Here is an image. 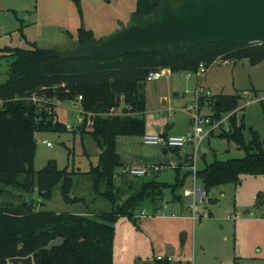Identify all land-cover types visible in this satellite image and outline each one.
I'll use <instances>...</instances> for the list:
<instances>
[{"label":"trees","instance_id":"16d2710c","mask_svg":"<svg viewBox=\"0 0 264 264\" xmlns=\"http://www.w3.org/2000/svg\"><path fill=\"white\" fill-rule=\"evenodd\" d=\"M75 2L78 5V0ZM159 2L135 0L132 19L154 15ZM92 41L96 39L91 29L80 25L76 44ZM65 50L39 47L35 42H30L27 48L0 47V58L10 59L6 78L0 82V192L2 187L10 185L19 198L15 203L9 199L0 201V264H6L9 257L29 254L33 264H113L117 218L134 219L136 208L145 202L155 209L160 208L164 194L172 200H180L184 177L190 173L188 168L180 178L176 171L171 182L157 180L154 176L136 179L128 174V177L122 175L119 181L115 179L117 167L122 165L117 150L118 136L140 137L145 133L143 85L147 73L163 66L172 72L195 73L200 62L209 66L217 57L234 62L246 58L250 64L264 59V42L212 41L177 45L174 49L136 50L112 58L77 57ZM40 94L46 97L56 94L59 100L79 96L84 117L79 131L87 133L99 149L96 162L82 173L89 177L93 195L110 204L108 211L97 214L58 212L37 209L30 202L22 205L32 193L48 199L56 185L65 201L83 200L70 196L73 174L80 171L58 167L54 159H49L38 170L33 167L35 133L67 130L66 124L56 118L53 103L43 101L38 107L32 96ZM209 97L212 122L232 111L239 99L235 93ZM198 102L201 106L202 98ZM119 106L121 113H108L110 108ZM262 109L264 112V101ZM87 112L93 113L89 124L86 123ZM243 119V115L238 117L232 112L228 128L221 129L218 136L233 141L244 154L213 159L196 169L197 180L207 192L216 185L237 182L244 174H264V138L250 127V138L245 140ZM189 155L186 153L185 159H190ZM22 193L26 194L23 200L20 199ZM59 236L62 242L47 250L45 245ZM133 264H170V259L154 257L151 261L140 259Z\"/></svg>","mask_w":264,"mask_h":264},{"label":"rangeland","instance_id":"374dc122","mask_svg":"<svg viewBox=\"0 0 264 264\" xmlns=\"http://www.w3.org/2000/svg\"><path fill=\"white\" fill-rule=\"evenodd\" d=\"M134 5L135 0H78V5L75 0H0V47L27 48L30 42L39 47H71L76 43L80 25L91 29L93 37L99 40L130 22ZM9 60L0 58V82L6 78ZM206 67L202 75L170 71L156 79L145 78L143 85L145 133L149 134L162 133L166 128L168 134L184 133L191 126L192 112L209 118L210 95L235 93L239 96L237 106L223 114L221 122L203 137L201 146L206 150L203 155L201 149L197 151V168L213 159L224 160L244 154L233 141L218 136L221 129L228 128L232 112L238 117L244 116L245 140L250 138V127L264 138V59L250 64L246 58L234 62L217 57ZM34 96L38 107L43 101L53 103L56 118L66 124L67 130L35 133L33 167L38 170L49 159H54L58 167L80 171L73 174L70 196L83 200L65 201L56 185L48 199L32 193L24 202L34 204L37 209L58 212L78 209L97 214L108 211L110 204L93 195L90 179L82 173L96 162L99 149L87 133L79 131L83 123L77 120L81 107L79 103L71 104V101L78 102L79 96L68 100H59L56 94ZM199 98L203 100L201 106ZM190 105H194L193 109ZM120 107L115 111L120 112ZM206 128L204 123L196 124L199 134ZM191 149V145L176 149L144 145L139 136L117 138V150L125 164H139L140 161L160 164L163 168L154 177L167 182L173 181L176 171H179L178 177L184 176L190 164V159H185V152ZM162 150L169 154L162 155ZM122 175L127 176L117 167L116 181ZM151 176L153 174L134 178ZM196 183L199 184L198 180ZM184 186H191L190 173L184 177ZM2 188L0 201H18L16 189L10 185ZM25 195L22 193L20 199L23 200ZM163 197L166 199L169 195ZM197 208L192 218V212L183 201L158 209L145 202L136 208L134 219L118 217L114 224L113 264H133L140 259L151 261L156 255L168 257L170 264H264V174H244L237 182L212 187L207 200L199 202ZM140 210L143 215L139 214ZM199 213L204 215L199 216ZM182 233L185 237L180 242Z\"/></svg>","mask_w":264,"mask_h":264},{"label":"water","instance_id":"95a60500","mask_svg":"<svg viewBox=\"0 0 264 264\" xmlns=\"http://www.w3.org/2000/svg\"><path fill=\"white\" fill-rule=\"evenodd\" d=\"M212 41L264 42V0H160L154 15L136 16L99 40L67 47L65 53L112 58L136 50ZM184 237L182 233L180 242ZM62 240L56 237L45 248L50 250ZM6 264H33L32 255L9 257Z\"/></svg>","mask_w":264,"mask_h":264},{"label":"built area","instance_id":"2783aa9c","mask_svg":"<svg viewBox=\"0 0 264 264\" xmlns=\"http://www.w3.org/2000/svg\"><path fill=\"white\" fill-rule=\"evenodd\" d=\"M206 66L203 62H200L198 64V68L196 70V74H204L206 71ZM170 70L168 67H159L156 69H153L149 71L146 75V80L156 79L162 75L169 74ZM190 72L186 71V74H189ZM32 98L34 100L35 96L33 95ZM194 105H190V108L193 109ZM116 108H110L108 113H121L115 111ZM81 112V111H80ZM93 113L87 112V120L86 123L89 124L91 120V115ZM99 114V113H98ZM191 126L190 128L181 134H168V133H157V134H149L144 133L142 136H140V141L144 145H157L160 147H166V148H180L184 145H191L192 149L189 152L190 155V164L188 165V168L190 170L191 175V186L189 187H183L182 188V194L185 196H189L190 200L188 203V208L192 212V218H194V214L197 213V204L199 202H203L207 200L208 192L206 189L201 185L197 184L196 180V158H197V151L201 149V141L203 137L212 130V128L219 124L221 120L216 122H211L208 117L198 114L197 112L191 113ZM83 114L81 113L77 120L80 122H83ZM204 123L207 125L206 131L203 134H199L196 131V124ZM45 141V140H44ZM46 145H49L48 141H45ZM159 168V165L157 164H130L127 165L123 171L126 172V174L130 176H143L145 174H148L151 170H157ZM140 214H143V211L140 212ZM204 213H199V216H203ZM156 258H164V256L156 255ZM166 257V256H165ZM168 258V257H167Z\"/></svg>","mask_w":264,"mask_h":264},{"label":"crops","instance_id":"0c3cea01","mask_svg":"<svg viewBox=\"0 0 264 264\" xmlns=\"http://www.w3.org/2000/svg\"><path fill=\"white\" fill-rule=\"evenodd\" d=\"M223 61H224V60H223ZM235 62H236V61H235ZM207 68H208V67H207ZM207 68H206V69H207ZM198 83H200V82H198ZM74 103L78 105L79 102H73V101H71V104H74ZM167 129H168V128H167ZM159 147H160V146H159ZM203 148H204L203 152H205L206 148H205L204 146H201V149H203ZM185 153H188V151L185 152ZM161 154L164 155V156H167V154H169V153H168V151L166 152L165 150H162ZM121 159H122V158H121ZM133 163L136 164V162H129V163H126V164H125V163L123 162V159H122V165L119 167V168H120V171H123V169H124L127 165H130V164H133ZM138 163H139V164H140V163H146V164H157V163H150V162L147 163V162H145V161H140V162H138ZM157 165H159V168H158L156 171H155V170H151L148 174H151V175L153 174V176H154V175H156V172H158L159 169L163 168L162 165H160V164H157ZM167 167H168V166H167ZM186 168H187V167H186ZM187 169H188V168H187ZM187 169H186V170H187ZM122 173H123V172H122ZM175 174H176V173H175ZM174 178H175V176H174ZM174 178H173V179H174ZM163 181H166V180H163ZM184 187H186V186H184ZM181 190H182V189H181ZM185 197L188 198V200H185ZM183 198H184V199H183ZM189 198H190L189 196H185V195H183V194H182V191H181V197H180V200H172V199H170L169 197H167V198L164 200V205H168L169 203H172V202H178V203L181 204L182 201H183V203H185L186 207L188 208L187 205H188V203H189ZM164 205H163V206H164ZM188 209H189V208H188ZM181 210H182V208H181ZM185 210L187 211V213L190 211V210L188 211L187 209H185ZM141 211H142V210H140V212H141ZM72 212H81V213H85V211L78 210V209L75 210V211H72ZM190 212H191V211H190ZM207 213L210 214L209 211H207ZM139 214H140V213H139ZM143 214H144V213H143ZM143 214H142V215H143Z\"/></svg>","mask_w":264,"mask_h":264}]
</instances>
